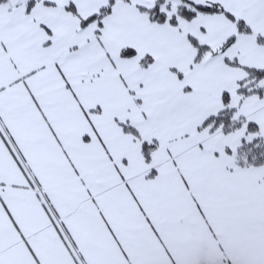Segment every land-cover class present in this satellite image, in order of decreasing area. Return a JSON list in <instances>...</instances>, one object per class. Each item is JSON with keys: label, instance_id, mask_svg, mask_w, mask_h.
<instances>
[{"label": "snow or ice", "instance_id": "1", "mask_svg": "<svg viewBox=\"0 0 264 264\" xmlns=\"http://www.w3.org/2000/svg\"><path fill=\"white\" fill-rule=\"evenodd\" d=\"M0 264H264V0H0Z\"/></svg>", "mask_w": 264, "mask_h": 264}]
</instances>
